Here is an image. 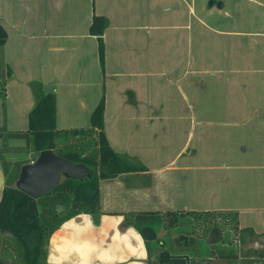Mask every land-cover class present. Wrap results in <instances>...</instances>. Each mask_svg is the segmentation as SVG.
Segmentation results:
<instances>
[{"label":"crops","instance_id":"crops-1","mask_svg":"<svg viewBox=\"0 0 264 264\" xmlns=\"http://www.w3.org/2000/svg\"><path fill=\"white\" fill-rule=\"evenodd\" d=\"M232 1L241 2L0 0V25L7 32L4 59L10 69L0 126L26 130L28 112L41 94L53 92L57 128L84 127L105 93L104 129L110 146L128 162L143 166L100 179V211L70 217L54 230L47 264H150L157 254L150 256L144 237L126 215L138 211H235L239 227L250 228L240 241L245 242L246 234L256 243L264 239V105L203 106L206 87L217 91L224 77L228 86L235 71L227 56L203 64L201 39L248 33L232 28V17L226 14ZM95 15L107 20L104 72L98 39L89 31ZM37 83L41 88L35 90ZM171 84H176L175 91ZM158 85L161 97L154 91ZM177 101L181 110L172 107ZM162 131L168 146L174 134L185 136L167 161L157 146ZM15 161L25 164V159ZM6 180L0 161V199ZM153 228L157 240L152 249L169 247L162 224ZM228 248L220 244L215 251L199 239L193 250L162 264H238L247 258L262 260L264 254L228 260Z\"/></svg>","mask_w":264,"mask_h":264},{"label":"trees","instance_id":"trees-1","mask_svg":"<svg viewBox=\"0 0 264 264\" xmlns=\"http://www.w3.org/2000/svg\"><path fill=\"white\" fill-rule=\"evenodd\" d=\"M106 24L107 20L103 16L95 15L89 28L90 33L98 39V57L102 72L105 65V44L102 34ZM6 37L7 32L0 25V96L3 109L7 97L6 79L10 74L9 66L4 59ZM33 88L37 90L41 86L37 83ZM104 110L105 93L92 110L89 126L58 129L56 94L45 92L28 112L26 130L0 127V139L3 142L8 139L23 138L36 155L50 148L59 156L73 163L82 162L94 171L91 177L84 176L82 179L64 177L57 186L34 198L11 185L18 175L11 181L9 172L12 166L10 164L13 163L3 157L4 152L8 151L5 146L0 148L1 165L7 175L6 187L0 199V244L6 242L15 249L19 264H47L46 252L52 232L70 217L83 212L100 211V179L114 178L122 172L143 168L128 162L110 146L104 129ZM14 165L20 171L21 164L16 162ZM126 215L144 237L150 256L152 253L157 254L156 259H151L150 264H162L177 254L193 250L198 245L199 239H204L212 250L215 248V251L217 245L227 244L229 248L225 250L226 258L237 260L239 252L233 248L238 247L243 233L250 231V228L239 227V219L235 211L155 210ZM156 223L162 224L170 236V245L167 248L164 244H159L156 249H152L153 241L157 240L153 228ZM176 227L185 228H181L172 236V230ZM1 235H5L4 239ZM263 257L264 254H261L262 260L247 258L238 264H264ZM0 264L13 263L0 258Z\"/></svg>","mask_w":264,"mask_h":264},{"label":"rangeland","instance_id":"rangeland-1","mask_svg":"<svg viewBox=\"0 0 264 264\" xmlns=\"http://www.w3.org/2000/svg\"><path fill=\"white\" fill-rule=\"evenodd\" d=\"M233 2L234 1H232L231 4H226V14L232 17V28H242L248 31V33L241 36H205V38L201 39L203 64L213 63L215 61V56L219 61L225 60L227 56L232 60L233 70L235 71V74L231 76V80L234 83L229 80L231 84L227 86L225 77L221 78L222 73H220L219 77L221 79H219L218 90L212 91L208 86L206 87L203 101L205 109H219L228 106L242 108L243 106L264 105V0H241L240 3ZM254 32H259V34H255ZM176 46L177 48L183 47V45L177 42ZM210 50L216 51L217 54L210 53ZM222 71V75H224V70ZM175 87L176 84H171L172 91H175ZM154 91L157 97L163 95L161 85L156 86ZM210 97H213L214 101ZM1 100L0 96V102ZM181 106L182 104L179 101L172 103L173 109L174 107L180 109ZM158 108H160V105L157 109ZM87 126H89V121L84 124V127ZM172 137L173 139L168 146L169 137L166 138L164 131L157 136V146L160 149L159 153L163 155L162 161H167V158H171L178 147L182 146V139L185 138L182 134H174ZM13 141L14 144L10 139L5 142L0 140V148L5 146V149L8 150L4 152L5 159L8 160V162L10 161V163H12V159L14 158L15 160L25 159V161L21 162L36 159V152L27 146V141L25 139H14ZM210 144H212V147L215 146L213 142H210ZM129 145L132 146L133 143H129ZM128 150L130 153V149ZM14 164L15 163L10 164L12 165L10 166L9 172L11 181H13L15 176L19 175L18 172H20ZM11 185L15 186V181L11 183ZM59 209H61V207H59ZM181 228L183 229L185 227L174 228V230H172V236L176 235ZM4 236L5 235H1V238L4 239ZM245 237L247 238L245 242L239 241L238 247L233 249L239 252L241 256L256 255L259 257L264 250V239H259L257 241L259 243H256L253 241L250 234H246ZM0 258L6 259L13 264H19L15 249H13L12 246L10 247L6 242L0 244ZM229 264H237V262H230Z\"/></svg>","mask_w":264,"mask_h":264},{"label":"water","instance_id":"water-1","mask_svg":"<svg viewBox=\"0 0 264 264\" xmlns=\"http://www.w3.org/2000/svg\"><path fill=\"white\" fill-rule=\"evenodd\" d=\"M94 171L84 163H73L59 156L53 149L41 151L34 162L21 166L15 186L37 198L51 190L64 177L82 179L91 177Z\"/></svg>","mask_w":264,"mask_h":264},{"label":"built area","instance_id":"built-area-1","mask_svg":"<svg viewBox=\"0 0 264 264\" xmlns=\"http://www.w3.org/2000/svg\"><path fill=\"white\" fill-rule=\"evenodd\" d=\"M30 162H34V160H31Z\"/></svg>","mask_w":264,"mask_h":264}]
</instances>
